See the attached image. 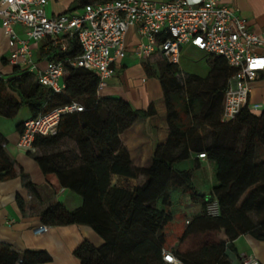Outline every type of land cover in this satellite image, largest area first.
Masks as SVG:
<instances>
[{"label": "trees", "instance_id": "trees-1", "mask_svg": "<svg viewBox=\"0 0 264 264\" xmlns=\"http://www.w3.org/2000/svg\"><path fill=\"white\" fill-rule=\"evenodd\" d=\"M103 1L108 0H94ZM79 54L77 43L68 40L65 51L53 46L42 56L48 61L66 62ZM153 56L161 58L160 79L165 87L171 129V116H178L171 110V100L184 95L191 82L201 81L191 76L180 86L175 79L177 66L166 63L158 54ZM208 57L212 71L214 65H221L228 78L233 75V69L223 59ZM65 69L62 93H53L36 82V89L41 90L35 100L30 101V96L21 92L18 96L21 101L25 99L31 117L71 103L82 107L80 112L63 115L54 135L36 136L33 142L39 150L34 158L41 173L55 175L61 188L81 199V205L74 210L66 209L58 201L49 202L38 213L40 225H87L102 239L99 247L83 240L74 249L73 255L80 264H165L163 251H170L180 264H231L228 252L235 253L233 241L237 237L250 235L264 241V156L260 155L264 147V113L254 115L244 106L234 121L219 120L222 136L199 150L213 164L211 188L208 193H201L191 180V170L176 166L187 158L188 152L173 151L171 135L166 146L154 150L149 167L131 165L118 136L137 116L153 115L152 106L138 112L120 98L98 97V78L94 73L67 63ZM13 73L19 75L14 82L17 84L25 83L30 76L18 68H13ZM14 83L8 85L10 89H18ZM4 90L0 78V110L10 117L22 103ZM11 167L0 148V169L10 175ZM112 175L124 180L141 177L143 181L133 187L111 185ZM171 191L188 194L192 202L200 204V213L185 220L187 224L175 246L165 247V230L173 219L169 209ZM214 202L217 214L212 216L207 207ZM50 261L44 250L18 254L0 244V264Z\"/></svg>", "mask_w": 264, "mask_h": 264}, {"label": "crops", "instance_id": "crops-1", "mask_svg": "<svg viewBox=\"0 0 264 264\" xmlns=\"http://www.w3.org/2000/svg\"><path fill=\"white\" fill-rule=\"evenodd\" d=\"M148 1L160 3L169 0ZM93 2L94 0H48L45 13L50 17L63 13L76 15L82 12L84 5ZM222 3L245 19L252 32L264 35V0H222ZM15 33L19 39H25L23 28L16 26ZM140 42H145V39L141 37L137 27H131L124 37L125 56L115 61L114 75L97 91L98 97L120 98L138 112L146 111L149 106L155 110L151 116H137L134 123L118 136L120 144L128 152L132 166L149 167L154 150L166 146L171 135V149L175 152H188L187 158L176 166L191 170L193 183H204V174L207 170L212 174L213 164L207 159L198 158L197 155L200 149L209 147L217 137L222 136L219 125L221 92L229 85L227 71L221 70V65H214L212 71L208 55L190 45L182 47L177 65L178 73L175 76L177 83L184 86L186 79L191 76L201 82H191L184 95L171 100V110L178 114L177 117L174 114L171 116L172 130L167 119L165 87L160 79L161 58L151 56L137 59L133 52ZM32 43L30 40V44ZM53 46L56 45L49 39L33 44L30 61L34 69L29 72V79L25 83H14L19 75L13 73V68L20 71L25 69L8 62L10 41L5 37L0 22V78L4 92L22 103L10 117L4 116L0 110V148L12 164L10 175H5V171L0 169V244L7 245L18 254L27 250H44L51 257V261L46 264H80L73 251L83 240L95 247L102 244V239L89 226H53L48 227L44 233L36 234L42 226L37 218L38 213L45 205L58 201L66 209L74 210L81 205L80 197L61 188L55 175L41 173L34 158V155L39 153L38 149L32 153L17 147L21 124L32 116L24 103L25 99L21 101L18 93L30 96V101L36 99L41 89H36L35 72L45 68L48 60L42 54ZM185 58H192L200 65L199 72L194 71L192 67L188 73H182L181 67H188L186 62L181 63ZM10 83H14L18 89H10ZM255 105L259 106L256 110L252 109ZM247 107L254 115L264 113V73L250 83ZM176 137L177 142L174 141ZM260 155L264 156V147H261ZM142 181L141 177L136 180H124L112 175L110 178L111 185L129 187ZM210 188L196 186L201 193H208ZM233 247L235 253L228 252L231 264H241V258L249 255L256 258L257 264H264V241L250 235H241L233 241Z\"/></svg>", "mask_w": 264, "mask_h": 264}, {"label": "built area", "instance_id": "built-area-1", "mask_svg": "<svg viewBox=\"0 0 264 264\" xmlns=\"http://www.w3.org/2000/svg\"><path fill=\"white\" fill-rule=\"evenodd\" d=\"M47 1L0 0V22L5 37L10 41L8 62L27 72L34 69L30 61L33 44L49 39L65 51L66 41L77 43L79 55L66 62L47 61L44 69L35 72L36 82L56 94L64 90L65 63L94 73L98 78L97 91L101 90L114 75L115 61L125 56L124 37L134 26L145 39L134 49L137 59L158 54L166 63L177 66L182 47L190 45L208 56L223 59L233 69L224 91L221 123L236 119L240 110L247 106L250 83L264 73V35L252 32L246 20L222 0H169L160 3L108 0L88 3L80 14L63 13L52 17L45 13ZM16 26L24 29V40L15 33ZM258 107L255 105L252 109ZM80 111V105L71 103L25 120L17 147L34 153L36 136L54 135L63 115ZM197 157L205 159L204 154ZM207 209L214 213L212 216L217 214L215 202ZM47 228L42 225L36 234L46 232ZM162 261L180 264L170 251L162 252ZM241 264H257V260L250 255L244 256Z\"/></svg>", "mask_w": 264, "mask_h": 264}, {"label": "rangeland", "instance_id": "rangeland-1", "mask_svg": "<svg viewBox=\"0 0 264 264\" xmlns=\"http://www.w3.org/2000/svg\"><path fill=\"white\" fill-rule=\"evenodd\" d=\"M153 58H154V56H153ZM182 62L183 63L186 62L187 66H188L187 68L181 67L180 71L182 73H185V72L188 73V71H191L192 67H193L194 71H198L200 69V67H198L200 65L196 64L192 58H185L181 61V63ZM197 63H198V61H197ZM64 76H65V74H64ZM61 149H63V148H61ZM204 175H205L203 178L204 183H198V182L195 183L194 182L193 183L194 186L196 185V186H199L200 188L211 187V178L213 177V171L211 174V172L209 173L207 170L206 174H204ZM195 181H197V179H195ZM169 209L171 211L173 219H172V222L169 224V226L165 230V233H166V235H165V247H168L169 245L173 247L176 245L178 238L180 237L182 231L185 228V224H186L185 220L190 219L193 216L200 213V204L192 202L190 200L188 194H183V193H180L179 191H171V206ZM207 213L209 215L214 214V213L209 212V210Z\"/></svg>", "mask_w": 264, "mask_h": 264}]
</instances>
